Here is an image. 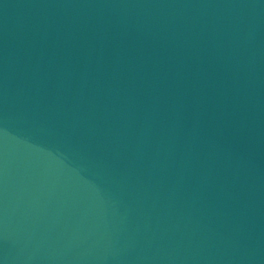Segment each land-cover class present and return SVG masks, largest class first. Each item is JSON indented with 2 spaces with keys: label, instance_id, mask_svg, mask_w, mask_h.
<instances>
[{
  "label": "water",
  "instance_id": "95a60500",
  "mask_svg": "<svg viewBox=\"0 0 264 264\" xmlns=\"http://www.w3.org/2000/svg\"><path fill=\"white\" fill-rule=\"evenodd\" d=\"M0 264H264V0H0Z\"/></svg>",
  "mask_w": 264,
  "mask_h": 264
}]
</instances>
